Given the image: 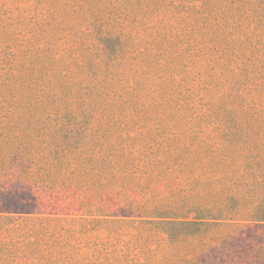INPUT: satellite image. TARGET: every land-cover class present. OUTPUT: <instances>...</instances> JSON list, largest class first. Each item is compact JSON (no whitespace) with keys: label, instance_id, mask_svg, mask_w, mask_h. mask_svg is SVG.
Segmentation results:
<instances>
[{"label":"rangeland","instance_id":"rangeland-1","mask_svg":"<svg viewBox=\"0 0 264 264\" xmlns=\"http://www.w3.org/2000/svg\"><path fill=\"white\" fill-rule=\"evenodd\" d=\"M69 1L0 27V264H264V0Z\"/></svg>","mask_w":264,"mask_h":264},{"label":"trees","instance_id":"trees-1","mask_svg":"<svg viewBox=\"0 0 264 264\" xmlns=\"http://www.w3.org/2000/svg\"><path fill=\"white\" fill-rule=\"evenodd\" d=\"M28 0H0V27L9 32L29 35L36 29L38 15L30 16ZM61 5H69V0H57ZM112 239L105 241L94 238L87 242L79 239L74 244L48 249L43 256L36 257L30 264H70L75 262L91 264H199L195 258L165 255L162 257H138L135 250L151 251L150 244L144 247L137 242H127L123 247ZM164 250L165 247H162ZM170 251L171 248L169 249Z\"/></svg>","mask_w":264,"mask_h":264}]
</instances>
